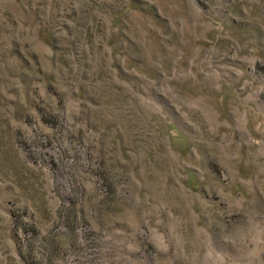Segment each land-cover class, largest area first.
I'll list each match as a JSON object with an SVG mask.
<instances>
[{
    "label": "rangeland",
    "instance_id": "rangeland-1",
    "mask_svg": "<svg viewBox=\"0 0 264 264\" xmlns=\"http://www.w3.org/2000/svg\"><path fill=\"white\" fill-rule=\"evenodd\" d=\"M0 264H264V0H0Z\"/></svg>",
    "mask_w": 264,
    "mask_h": 264
}]
</instances>
